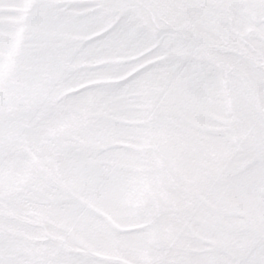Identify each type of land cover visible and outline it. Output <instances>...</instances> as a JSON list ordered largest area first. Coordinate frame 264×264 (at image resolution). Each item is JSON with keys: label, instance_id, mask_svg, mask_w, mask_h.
Segmentation results:
<instances>
[{"label": "snow or ice", "instance_id": "6c2138e0", "mask_svg": "<svg viewBox=\"0 0 264 264\" xmlns=\"http://www.w3.org/2000/svg\"><path fill=\"white\" fill-rule=\"evenodd\" d=\"M0 264H264V0H0Z\"/></svg>", "mask_w": 264, "mask_h": 264}]
</instances>
